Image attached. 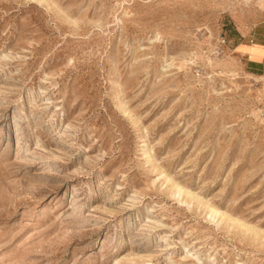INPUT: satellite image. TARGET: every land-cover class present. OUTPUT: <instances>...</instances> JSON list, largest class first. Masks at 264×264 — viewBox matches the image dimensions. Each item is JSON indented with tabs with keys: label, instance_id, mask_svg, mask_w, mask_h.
Returning <instances> with one entry per match:
<instances>
[{
	"label": "rangeland",
	"instance_id": "obj_1",
	"mask_svg": "<svg viewBox=\"0 0 264 264\" xmlns=\"http://www.w3.org/2000/svg\"><path fill=\"white\" fill-rule=\"evenodd\" d=\"M263 18L0 0V264H264V80L211 52Z\"/></svg>",
	"mask_w": 264,
	"mask_h": 264
},
{
	"label": "crops",
	"instance_id": "obj_2",
	"mask_svg": "<svg viewBox=\"0 0 264 264\" xmlns=\"http://www.w3.org/2000/svg\"><path fill=\"white\" fill-rule=\"evenodd\" d=\"M235 36L232 37L231 47L250 72L264 79V18L250 27L231 25Z\"/></svg>",
	"mask_w": 264,
	"mask_h": 264
},
{
	"label": "built area",
	"instance_id": "obj_3",
	"mask_svg": "<svg viewBox=\"0 0 264 264\" xmlns=\"http://www.w3.org/2000/svg\"><path fill=\"white\" fill-rule=\"evenodd\" d=\"M226 45H227V39L223 35L221 38L217 41V43L212 47L211 52L212 54L216 56H221L225 53L226 50ZM200 69L198 67H195L193 69V72L198 74ZM264 80V79H263ZM263 88H264V81H263Z\"/></svg>",
	"mask_w": 264,
	"mask_h": 264
}]
</instances>
